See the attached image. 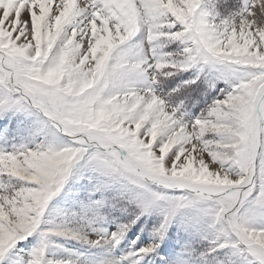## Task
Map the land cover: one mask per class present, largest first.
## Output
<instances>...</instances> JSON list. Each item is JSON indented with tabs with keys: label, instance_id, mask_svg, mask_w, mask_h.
Here are the masks:
<instances>
[{
	"label": "snow or ice",
	"instance_id": "obj_1",
	"mask_svg": "<svg viewBox=\"0 0 264 264\" xmlns=\"http://www.w3.org/2000/svg\"><path fill=\"white\" fill-rule=\"evenodd\" d=\"M0 129V264H264V0H0Z\"/></svg>",
	"mask_w": 264,
	"mask_h": 264
},
{
	"label": "rangeland",
	"instance_id": "obj_2",
	"mask_svg": "<svg viewBox=\"0 0 264 264\" xmlns=\"http://www.w3.org/2000/svg\"><path fill=\"white\" fill-rule=\"evenodd\" d=\"M187 78H189V75H188L187 73L178 74V76H177V81H176L174 87H178V86L182 83V81H183L184 79H187ZM190 115H193V114L190 113ZM186 118H187V117H186ZM14 127H15V125L12 124L11 122L5 123V124L3 125V128H4V129H12V128H14ZM2 130H3V129H0V131H2ZM142 239H147V234H146V233L142 234ZM172 243H173V245L175 246L176 241L173 240ZM25 245H27V242H25ZM161 248H164V245H163V244H161ZM163 254H164V253H161V255H163Z\"/></svg>",
	"mask_w": 264,
	"mask_h": 264
}]
</instances>
